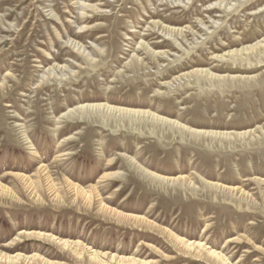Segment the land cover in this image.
Wrapping results in <instances>:
<instances>
[{"label":"rangeland","instance_id":"374dc122","mask_svg":"<svg viewBox=\"0 0 264 264\" xmlns=\"http://www.w3.org/2000/svg\"><path fill=\"white\" fill-rule=\"evenodd\" d=\"M88 103L180 125L65 114ZM38 231L148 264H223L172 235L264 264V0H0V251L97 264Z\"/></svg>","mask_w":264,"mask_h":264},{"label":"bare ground","instance_id":"6f19581e","mask_svg":"<svg viewBox=\"0 0 264 264\" xmlns=\"http://www.w3.org/2000/svg\"><path fill=\"white\" fill-rule=\"evenodd\" d=\"M170 30L175 31L177 29L170 28ZM247 47H248V45H247ZM247 47L243 46V48H247ZM235 51H238V50H235ZM101 107H105L106 110H109V111H113V112L115 111V113L116 112L122 113V115L123 114L131 115V116L151 115V118L153 116L155 118H158V120H163L164 122H168L170 124H175L177 126L180 125L177 121L168 120L167 118H162L160 116L157 117L147 110L134 109V108L132 109V108L111 107L109 105H103V104H98V103L97 104L96 103H94V104L93 103L80 104V105L76 106L75 108L69 109L65 114L68 115L71 113H75L76 111L80 112L84 108L85 109L86 108L87 109L88 108L89 109H96V108H101ZM105 108H104V110H105ZM144 172L148 173L149 175H151L155 179L157 178L160 180L174 181V180H179V179L183 178V177L165 178V177L159 176L158 174H155V173H149L146 170ZM74 190H75V193L81 195L85 199L90 198L91 194H90V192H88L89 189L84 190L82 187L74 185ZM105 207H103V208H105ZM112 212H113V210H112ZM118 213L120 214V216H123L126 218H130V219H134V220H144L141 216H137L136 214L129 213V215H127V214H123L120 212H118ZM36 234L38 235V237H43V238H46L48 240H51L54 243L60 245L63 249H67V250L71 251L78 258H82L83 256H87L89 260H91L97 264H148L149 263L148 260L139 259V258H136L134 256H124V255H119L116 253L111 254L109 252L107 253V252L95 250L89 246H86L85 244H83L79 241L64 239V238L55 236L53 234H49V233H45V232H41V231L36 232ZM172 237L174 238L175 242H177L181 247L186 249L188 252H193L197 255L206 254L210 257L212 256V257L216 258L217 260H220L223 264H231L227 260V258L224 254H222L220 251H217L215 249L210 248L203 241L188 240V239H185L183 237H179L178 235H172ZM0 262L10 263V264H17L20 262H23L26 264H38L39 262L42 264H59V263L54 262L52 260L46 259L39 254L26 255L23 253H16V254L11 255V254H7V253H3L1 251H0Z\"/></svg>","mask_w":264,"mask_h":264}]
</instances>
